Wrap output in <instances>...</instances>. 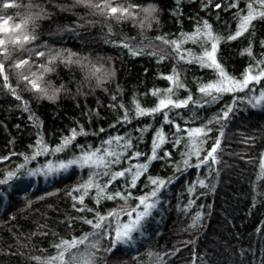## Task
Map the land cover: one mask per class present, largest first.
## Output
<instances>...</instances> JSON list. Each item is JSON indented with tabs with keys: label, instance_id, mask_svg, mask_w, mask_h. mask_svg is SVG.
Segmentation results:
<instances>
[{
	"label": "trees",
	"instance_id": "trees-1",
	"mask_svg": "<svg viewBox=\"0 0 264 264\" xmlns=\"http://www.w3.org/2000/svg\"><path fill=\"white\" fill-rule=\"evenodd\" d=\"M5 2L14 6L4 8ZM207 2L181 0L179 7L182 14L174 15L176 0H107L110 6L118 8L132 6L133 16L118 20L116 16L120 15L119 12L116 16L101 14L99 10L77 4L76 0H0V23L4 18H10L6 27L11 29L0 32V39L7 40L23 31L17 30L15 25L29 13V4L33 5L32 11L42 8L46 13L44 18L35 21V40L23 47L15 43L6 45L11 54L7 63H14L17 58L29 59L32 70L37 71L40 65H47L49 54L62 52L65 57L74 53L73 60L82 59L83 64L89 65L83 68L77 63L53 61L50 65L53 70L45 74L44 79L53 87L65 86L55 101L36 99L33 92L21 90V96L42 121L46 142L55 145L61 135L77 123L89 133L101 127L108 129L120 115V110L110 108V104L123 103L131 111L135 99L143 107L154 106L157 97L152 95V90L170 86L161 77L170 74L173 66L193 93L199 80L214 79V73L209 69H202L195 63L177 62L170 49L168 58L158 63L155 56H132L126 48L113 43L127 40L133 47H138L147 45L149 41L159 43L154 38L161 35L175 39L181 32H192L198 19H207L222 35H227L230 28L234 30L236 21L232 11L235 10L225 11L223 7L217 10L214 7L216 3L226 5L229 0H212V7L201 11L202 4ZM149 4L157 7L156 20L150 27L142 29L140 21L144 14L140 8ZM253 25L254 36L246 33L238 40L220 45L218 59L229 73L237 77L249 64V57L241 54L249 39L253 41L254 54L259 57L264 51L260 47V41L264 40V21H254ZM32 27L28 26L30 31ZM184 47L200 51L199 46L192 43ZM38 51H44L45 56L38 57ZM27 68L25 66L24 70L27 71ZM15 71L11 74L13 85L17 83ZM85 76L89 79L86 80ZM97 77L104 80L100 87H96ZM78 87L80 94H77ZM178 94L181 98L187 95L183 89ZM113 95L117 97L116 101L111 99ZM230 100L231 97L226 96L219 104L208 106L206 111L200 110L201 119L196 120L194 126L214 115L225 101ZM179 111L186 113V110ZM189 115L191 113H187L185 118ZM144 123L149 124L150 129L138 147L142 152H149L152 133L160 127L159 117L156 120L150 117L133 120L132 124L120 129V134L127 131L135 137L139 133L134 127ZM164 129L169 131L167 125ZM224 133L218 149L219 162L212 166V173L207 179L214 188L198 187V199L193 198L195 203L185 212L187 186L195 180V170L181 176L163 195V203L153 212L144 236L137 234V245L131 248L118 245L115 254H102V264H145L150 260L146 255L148 251L161 255L175 252V255L164 257L166 264H193V253L195 264H264V177L260 176L261 156L264 155V107L252 108L246 101L238 103L225 124ZM36 134L37 129L32 126L20 102L0 88V157L9 156L12 152H28V145L35 142ZM216 135L218 131L214 130L212 136ZM77 142L98 145L99 138L81 136ZM45 160V157L39 158L41 163ZM21 162V157L12 156L0 163V178L6 170L15 168ZM36 163L33 161L29 167ZM151 171L172 175L171 169L163 167L161 161L153 162ZM207 175V170H202L201 178ZM82 177L86 178V171L70 170L47 181L42 177L23 178L25 187L31 185L26 193L17 195L9 189L8 196L0 199V264H37L33 257L54 255V244L61 238L70 239L90 231L79 220H72L84 215L90 217V214L77 212L67 195ZM7 187L0 186V191ZM86 203L94 207L87 200ZM112 206V202H105V208ZM197 211H202L203 217L195 228L189 227L191 217ZM124 219L126 221L127 218ZM70 221L73 228L68 227ZM258 228L260 231H257ZM104 243L107 244V241Z\"/></svg>",
	"mask_w": 264,
	"mask_h": 264
},
{
	"label": "snow or ice",
	"instance_id": "snow-or-ice-1",
	"mask_svg": "<svg viewBox=\"0 0 264 264\" xmlns=\"http://www.w3.org/2000/svg\"><path fill=\"white\" fill-rule=\"evenodd\" d=\"M86 8L99 10L101 14L113 15L119 12L116 19L133 16L131 7L110 6L107 0H76ZM181 0H176L177 8L174 15H181L179 7ZM14 5L5 2L3 7L10 8ZM29 13L24 15L20 22L15 25L17 30L23 29L18 35L9 37L7 40L0 39V88L6 90L16 101L22 105V110L28 113V119L32 126L37 129L35 142L28 145V152H12L9 156L0 157L3 163L12 156L22 158L15 168L6 170L0 178V186H8L0 191V199L8 196L9 189L19 195L26 193L27 187L23 184V178L35 179L42 177L45 181L51 178L61 177L70 170L86 171V178H81L67 193L73 201V208L77 212L90 214L81 217H74L72 220H79L87 225L90 231L80 236H73L70 239L61 238L54 244L56 250L54 255L41 258L33 257L37 264H102V254H115L117 246L123 245L128 248L137 245V234L144 236L146 225L153 216V212L163 203V195L170 190L171 185L187 174L195 170V180L190 181L187 186L188 201L184 211L188 212L195 203L197 188L212 189L214 185L207 182L208 176L212 173V166L217 164L218 149L224 137V127L230 116L234 113L238 103L247 102L252 108L264 107V51L259 57L254 54L253 41L249 39L248 46L242 51V55L249 57V64L239 77L229 73L222 62L218 59L220 45L225 42L235 41L244 37L247 33L254 36L253 22L264 21V0H229L228 4L216 3L214 7L219 10L223 7L225 11H232L235 18V29H229L227 35L217 33L213 25L207 19H198L194 24L193 31L181 32L179 37L173 39L168 35H161L149 41L147 45L141 44L133 47L127 40L113 42L118 46L126 48L130 55H152L160 63L168 58V50L174 53L177 62L186 64H198L202 69H209L214 73V79L199 80L196 84V92L181 79V73L173 66L168 75H162V79L169 82L166 89H153L152 95L157 97V102L152 107H143L138 100L133 99V109L130 111L123 103L110 104V108L119 109L115 123L109 125L108 129L103 127L89 133L83 125L77 123L75 127L62 134L59 142L51 145L46 142L42 134V121L31 110L29 102L24 100L20 92L28 91L36 94V99H48L55 101L64 85L59 88L53 87L44 79L45 74L52 71L50 65L53 61L61 60L66 64L77 63L83 68L82 59L73 60L74 53L67 57L62 52L48 56L47 65H40L37 71L32 70L29 59L17 58L14 63H7L10 60V52L7 44L15 43L20 47L35 40V21L44 18L45 10L38 8L32 11L33 5L29 4ZM140 7V6H137ZM212 7V0L202 4L201 11ZM143 18L140 26L150 27L156 20L157 7L149 4L141 7ZM10 18H4L0 23V32L11 31L6 25ZM32 25L30 31L28 26ZM111 33V28H109ZM192 43L198 45L200 51L194 52L184 45ZM261 49H264V40L260 41ZM151 49V51H147ZM31 51V50H29ZM38 57H44V51L36 52ZM87 59V58H83ZM90 64V62H89ZM25 66H28L25 71ZM15 71L17 83L11 82V74ZM95 71H99L96 69ZM93 75L95 72L92 73ZM85 79H89L85 76ZM104 82L97 77L96 87ZM21 83L23 89H21ZM183 89L187 95L179 96V90ZM77 94H80L79 87ZM198 94V95H197ZM240 94H243L242 96ZM231 97L230 102L225 101L222 107L214 114L202 121L198 126L195 121L201 119L200 110H207L213 104H219L225 97ZM113 101L117 97H111ZM179 110H186L182 114ZM187 113L191 115L185 118ZM150 117L156 120L160 118V127L154 129L151 136V147L149 152H142L138 145L143 142L145 134L149 131L150 125L135 126V132L139 135L133 137L127 131L120 134V129L132 124L133 120ZM183 121V123H181ZM169 131L166 132L164 126ZM214 130L218 135L212 136ZM89 135L99 138V144L78 143V137ZM211 141V143H209ZM63 154V155H61ZM40 157H45V162H39ZM51 157L52 159H47ZM33 161L37 163L29 167ZM161 161L163 167L169 168L172 175H159L151 171L153 162ZM206 169L208 175L201 178L202 170ZM260 176L264 177V155L261 156ZM12 181L19 183L12 184ZM43 197H41L42 199ZM86 200L94 207H89ZM105 202H112V207L105 208ZM30 203V202H29ZM79 205V207H77ZM127 218L126 221L124 218ZM203 217L202 211H197L191 217L192 223L189 227L195 228ZM69 228L74 225L70 221ZM257 231H260L258 228ZM107 241V244L104 242ZM178 251V249L176 250ZM146 255L150 260L145 264H166L164 257L175 255V252L154 253L148 251ZM196 256L193 253L192 262L195 264Z\"/></svg>",
	"mask_w": 264,
	"mask_h": 264
},
{
	"label": "rangeland",
	"instance_id": "rangeland-1",
	"mask_svg": "<svg viewBox=\"0 0 264 264\" xmlns=\"http://www.w3.org/2000/svg\"><path fill=\"white\" fill-rule=\"evenodd\" d=\"M51 178V177H50Z\"/></svg>",
	"mask_w": 264,
	"mask_h": 264
}]
</instances>
